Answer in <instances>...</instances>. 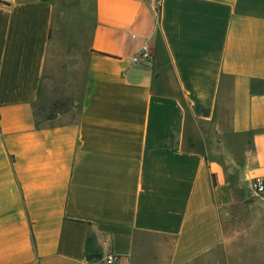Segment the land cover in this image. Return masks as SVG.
<instances>
[{
  "label": "crops",
  "instance_id": "crops-1",
  "mask_svg": "<svg viewBox=\"0 0 264 264\" xmlns=\"http://www.w3.org/2000/svg\"><path fill=\"white\" fill-rule=\"evenodd\" d=\"M258 176L264 0H0V264H264Z\"/></svg>",
  "mask_w": 264,
  "mask_h": 264
},
{
  "label": "built area",
  "instance_id": "built-area-1",
  "mask_svg": "<svg viewBox=\"0 0 264 264\" xmlns=\"http://www.w3.org/2000/svg\"><path fill=\"white\" fill-rule=\"evenodd\" d=\"M153 57L152 49L148 43H144L140 50L132 56V61L134 63H140V62H148L151 61ZM252 189L254 192L260 195H264V178L263 177H255L252 180ZM118 260V257L115 253L109 252L107 253L103 259L102 262L104 264H115Z\"/></svg>",
  "mask_w": 264,
  "mask_h": 264
},
{
  "label": "rangeland",
  "instance_id": "rangeland-1",
  "mask_svg": "<svg viewBox=\"0 0 264 264\" xmlns=\"http://www.w3.org/2000/svg\"><path fill=\"white\" fill-rule=\"evenodd\" d=\"M41 109L38 111V112H47L48 111V107L47 106H42V107H40ZM62 108H63V103L62 102H60V103H55V105L54 106H52V109L53 110H62Z\"/></svg>",
  "mask_w": 264,
  "mask_h": 264
}]
</instances>
